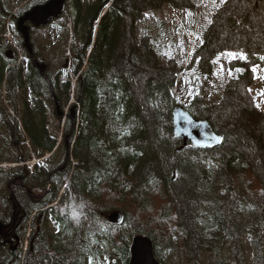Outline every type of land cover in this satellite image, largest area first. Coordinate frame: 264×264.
<instances>
[{
  "label": "trees",
  "instance_id": "obj_1",
  "mask_svg": "<svg viewBox=\"0 0 264 264\" xmlns=\"http://www.w3.org/2000/svg\"><path fill=\"white\" fill-rule=\"evenodd\" d=\"M166 1L68 0L73 78L66 72V56L51 71L56 67L54 51L44 55L32 44L38 64L45 65L41 72L25 48L28 61L7 59L10 46L0 39V98L9 101L21 123L18 127L1 118L5 151L18 150L14 136L25 151L24 160L32 156L28 151L35 157L51 151L57 138L47 127V102L60 119L55 100L62 110L71 89L75 99L72 120L66 119L62 143L53 153L63 148L69 132L72 166L63 162L48 170L49 157L24 168L21 181L14 168L0 166V223L5 239L15 243L16 236L19 241L10 252L0 237V264H128L136 234L152 240L159 264H249L250 254L256 264H264V126L239 123L236 109L246 104L242 92L220 106L193 108L175 97L174 76L148 71L155 70L154 62L143 44H137L135 16ZM3 11L0 6V15ZM215 14L218 20L208 30L202 51L224 40L225 46L231 45L228 49L242 50L249 63L260 62L264 0H227ZM65 20L60 21L63 33H54L61 35L57 47L68 38ZM234 42L245 48L235 49ZM47 45H52L50 40ZM253 48L258 49L255 55ZM232 89L227 87L226 96ZM176 103L206 118L217 132L213 121L225 112L220 145H183L172 129ZM254 168L262 170V180ZM181 184L190 193L182 209L185 223L173 195V185ZM114 210L122 212L119 223L106 218ZM28 229L23 252L20 244Z\"/></svg>",
  "mask_w": 264,
  "mask_h": 264
},
{
  "label": "rangeland",
  "instance_id": "obj_2",
  "mask_svg": "<svg viewBox=\"0 0 264 264\" xmlns=\"http://www.w3.org/2000/svg\"><path fill=\"white\" fill-rule=\"evenodd\" d=\"M46 1L47 0H0V6L4 10V15H0V19L3 20L4 23V26L0 29V39L3 43L10 46L7 49H12L14 57L12 59H17V61H19L18 63L26 60L28 61L30 58L27 59L26 57V60H24L26 56L24 48H26V45L22 38V33L17 29L15 20L17 21V18L25 11L29 10L33 5L45 3ZM180 1L181 0H167L165 4H162L159 7L156 8L154 6L153 8H149L147 11H142L139 15L135 16L137 18V44H143V50L151 55L154 62L152 65L155 70L149 68L148 71L155 72L159 70V72L164 71L166 74L174 76L175 81L172 91L180 103L182 102L189 106H220L222 102L228 101V96L242 92L244 93L246 104L240 103L238 104L240 105V108H237V111L234 110L238 112L241 119V121L239 119V123L245 125L248 122V124H261V126H264V116L261 114H264V59H262L264 56L260 57V62L257 64H244L249 62L247 55L243 53V56L246 58H241L239 55L240 53L227 51L226 49L231 45L225 46L223 43L224 40L220 41L219 45H215L214 47H211L209 42L210 45L208 47L205 46L203 51L201 49L205 44L206 35L208 37V30H212L218 20V16L215 14L216 10L227 0H193V3L189 5V0L186 2ZM70 10L71 6L66 10V13L70 12ZM62 15L65 20L67 15L64 11ZM213 18H215L214 23H212ZM127 19L132 23L133 17L130 16V18L127 17ZM60 21L61 18L59 20V25H61ZM64 23L65 21L62 24ZM23 24L30 25L31 42L33 41L38 45L37 50L41 51L44 55H46L45 46L49 34L54 38H59L61 36L57 37V35H54L58 30H54L52 33L53 28L51 25L41 24V26L37 27L28 22H24ZM67 24L69 25V21ZM61 33H63L62 29ZM222 36L223 39L226 38V35ZM53 40L54 39H51V41ZM69 41L71 42V37H69ZM28 43L30 44V42ZM233 44H235V49L237 46L239 48H245V46L242 47L241 45H238V42H234ZM67 49H64V55L69 57ZM251 51L253 55H255V52L258 51V49L253 48ZM240 52H242V50H240ZM233 53L236 54L235 57H233ZM55 57L56 61L54 64L56 67L51 66V71L57 69L58 65L60 67L62 66L64 57L61 46L55 50ZM67 61L69 62V60ZM66 72L67 74L69 73L68 75L70 78H73L72 62H70L69 66H66ZM229 86H233V89L227 90L226 96L225 90ZM4 93L5 92H3V94ZM74 104L75 99L72 95L71 89L68 101L64 107L65 109L63 110V118L58 119L51 114V103L47 102V127L49 128V132L56 136L58 140L61 138L62 141L64 136V121L70 117L71 106ZM2 105L5 110H7L6 112H3V117L9 118L13 124L17 122L16 125L21 127L18 113L13 111V106L9 101L5 100L4 96L0 98V109ZM196 106H193V108H196ZM219 110L221 109L216 111L218 112ZM6 113H8V115ZM217 116L218 119H220L213 122L217 125L220 133V131L222 132V130H225L224 126L226 127L227 117L225 112L218 114ZM73 120H75L74 117ZM1 122L2 120L0 118V125ZM22 134L25 135L24 133ZM1 135L2 133H0V142L4 140L3 137L1 138ZM69 136L70 133L68 132V135H66V143L64 144L65 146L62 145L63 148H59L54 154L55 156H51V160L47 163L48 170L55 168L63 162L67 165L69 163H71V166L73 165L70 146L71 142H67ZM13 141L16 143L15 136ZM14 147L19 148L17 143ZM19 149L20 151L17 152L11 147L10 150L5 151L0 144V157L3 160L0 162V166L4 169L14 168L17 173V178L21 181L20 176L23 175V170L33 167V164H37L40 161L35 163L37 159L32 156L24 160L21 157H24L25 151L21 148ZM29 153L32 154L28 151L27 154ZM47 160H49V158ZM254 171L262 180V170L254 168ZM173 187L175 188L173 190V195L178 198L177 207L181 212L179 219L182 220V223H185L184 221H186V218L182 215V209L184 208V200L190 196V193L184 191V186L182 184L173 185ZM10 195V198L13 199L12 191H10ZM29 230L30 229L27 230L24 240L20 244L23 252L29 244L27 239ZM0 237H4V234H1ZM245 251L247 250L245 249ZM248 261L249 264H256L251 254L248 256Z\"/></svg>",
  "mask_w": 264,
  "mask_h": 264
},
{
  "label": "water",
  "instance_id": "obj_3",
  "mask_svg": "<svg viewBox=\"0 0 264 264\" xmlns=\"http://www.w3.org/2000/svg\"><path fill=\"white\" fill-rule=\"evenodd\" d=\"M65 0H48L44 4L31 7L17 21V29L22 33L25 45L31 50L29 42V27L24 22L34 25L46 24L52 18L60 15ZM10 50L7 54H10ZM37 65V62L34 61ZM43 69V65H38ZM58 114H62L56 104ZM173 133L181 137L184 142L189 141L194 147H214L221 143L222 136L216 133L207 119L193 117L182 106L176 105L171 112ZM15 214V211H13ZM107 219L112 223H118L122 219V213L114 210L106 214ZM2 224L0 223V233ZM12 250V249H11ZM130 258L128 264H159L153 253L152 240L145 235L136 234L132 237L130 244Z\"/></svg>",
  "mask_w": 264,
  "mask_h": 264
},
{
  "label": "snow or ice",
  "instance_id": "obj_4",
  "mask_svg": "<svg viewBox=\"0 0 264 264\" xmlns=\"http://www.w3.org/2000/svg\"><path fill=\"white\" fill-rule=\"evenodd\" d=\"M232 55H233V57L236 56L235 53H233ZM239 55L241 56V58H246V57L243 56V53H240ZM262 59H264V57H262ZM89 264H92V261L91 260L89 261Z\"/></svg>",
  "mask_w": 264,
  "mask_h": 264
},
{
  "label": "flooded vegetation",
  "instance_id": "obj_5",
  "mask_svg": "<svg viewBox=\"0 0 264 264\" xmlns=\"http://www.w3.org/2000/svg\"><path fill=\"white\" fill-rule=\"evenodd\" d=\"M12 241V240H11ZM8 244V246L10 245V243L8 242L7 243ZM13 244V241H12V243H11V245ZM18 244H19V241H16L15 243H14V246H15V248H17L18 247Z\"/></svg>",
  "mask_w": 264,
  "mask_h": 264
},
{
  "label": "bare ground",
  "instance_id": "obj_6",
  "mask_svg": "<svg viewBox=\"0 0 264 264\" xmlns=\"http://www.w3.org/2000/svg\"><path fill=\"white\" fill-rule=\"evenodd\" d=\"M127 149V148H126ZM106 198V197H105ZM109 201H111V200H109ZM108 201V202H109ZM84 204V203H83ZM80 205V204H79ZM88 204H86V206H87ZM63 207V206H62ZM226 207V206H225ZM79 210V209H78ZM89 211V210H88ZM85 214V213H84ZM80 215V214H79ZM88 215H89V213H88ZM199 223V222H198ZM79 225V224H78ZM89 226V225H88ZM146 236V235H145ZM4 238V237H3ZM28 238V237H27ZM17 249V248H16Z\"/></svg>",
  "mask_w": 264,
  "mask_h": 264
}]
</instances>
